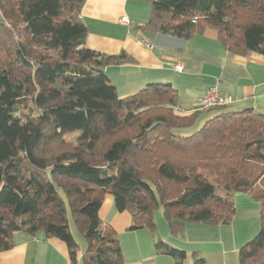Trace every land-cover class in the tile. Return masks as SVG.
<instances>
[{"label":"trees","instance_id":"obj_1","mask_svg":"<svg viewBox=\"0 0 264 264\" xmlns=\"http://www.w3.org/2000/svg\"><path fill=\"white\" fill-rule=\"evenodd\" d=\"M85 1L0 0V252L16 231H43L77 264L73 223L86 240L82 264H123L98 215L106 193L130 214L129 229L154 230L160 208L178 234L229 223L243 192L259 202L261 227L239 264H264V114L222 111L193 130L221 107L181 112L169 83L120 97L104 66L131 58L86 45ZM140 1L150 4L142 30L188 39L209 27L231 52L264 56V0ZM155 249L183 264V250L159 238Z\"/></svg>","mask_w":264,"mask_h":264},{"label":"crops","instance_id":"obj_2","mask_svg":"<svg viewBox=\"0 0 264 264\" xmlns=\"http://www.w3.org/2000/svg\"><path fill=\"white\" fill-rule=\"evenodd\" d=\"M149 6L140 0H86L81 18L88 27L86 45L105 54L124 51L131 60L104 66V72L120 97L134 94L148 83H169L177 91L181 112H189L197 97L216 86L232 97V103L203 113L195 127L222 111L252 108L264 114V56L249 52L239 55L225 48L213 28H205L188 39L145 31L138 26L149 18ZM127 17L129 24L122 18ZM180 65L181 69L176 68ZM235 213L227 224L209 226L186 224L173 234L160 208L154 211V230L129 229L131 216L115 208L106 193L98 210L99 218L117 233L123 264H176L175 259L155 249V239L183 250V264H239V249L260 230V204L243 192L233 196ZM71 233L79 246L77 264H82L86 240L76 226ZM13 246L0 252V264H70L66 244L43 231L28 234L16 231Z\"/></svg>","mask_w":264,"mask_h":264},{"label":"built area","instance_id":"obj_3","mask_svg":"<svg viewBox=\"0 0 264 264\" xmlns=\"http://www.w3.org/2000/svg\"><path fill=\"white\" fill-rule=\"evenodd\" d=\"M122 22L129 24L130 20L127 17H123ZM176 68L181 69L178 64ZM232 97L227 93L221 91L216 86L205 89L196 99V105L192 110H205L214 107H226L232 103Z\"/></svg>","mask_w":264,"mask_h":264},{"label":"rangeland","instance_id":"obj_4","mask_svg":"<svg viewBox=\"0 0 264 264\" xmlns=\"http://www.w3.org/2000/svg\"><path fill=\"white\" fill-rule=\"evenodd\" d=\"M147 3V2H146ZM148 4V6H149V10H150V4L149 3H147ZM149 13H150V11H149ZM150 15V14H149ZM78 133H79V131L78 130H75V131H73V132H71V133H68L67 135H65V139L66 140H68V141H74L75 140V138H76V136L78 135ZM215 192L217 193V194H219V195H223L224 194V191H223V189L222 188H220V187H216V189H215ZM78 230V229H77ZM78 232H79V230H78ZM80 233V232H79Z\"/></svg>","mask_w":264,"mask_h":264}]
</instances>
